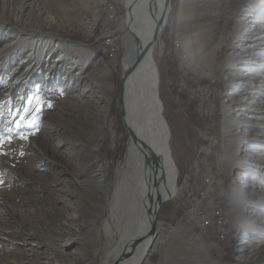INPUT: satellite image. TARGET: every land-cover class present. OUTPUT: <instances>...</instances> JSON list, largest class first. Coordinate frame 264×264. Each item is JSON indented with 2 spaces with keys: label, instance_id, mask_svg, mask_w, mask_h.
<instances>
[{
  "label": "rangeland",
  "instance_id": "obj_1",
  "mask_svg": "<svg viewBox=\"0 0 264 264\" xmlns=\"http://www.w3.org/2000/svg\"><path fill=\"white\" fill-rule=\"evenodd\" d=\"M32 1L19 22L24 0H0V264H114L120 255L109 254L101 183L84 181L99 158L113 177L127 150L119 107L126 9L122 0ZM169 2L153 67L158 88V65L164 73L177 124L169 143L178 189L168 201H187L181 217L160 210L141 264H264V0ZM107 38L116 46L110 56ZM104 81L112 83L108 100ZM70 83L92 97H71ZM34 96L40 102L29 104ZM205 177L207 197L228 219L225 238L190 213Z\"/></svg>",
  "mask_w": 264,
  "mask_h": 264
},
{
  "label": "bare ground",
  "instance_id": "obj_2",
  "mask_svg": "<svg viewBox=\"0 0 264 264\" xmlns=\"http://www.w3.org/2000/svg\"><path fill=\"white\" fill-rule=\"evenodd\" d=\"M4 1L6 4V1L8 3L11 0ZM122 1L126 9V15L121 19L119 26L124 44L123 73L129 70L137 58L139 59L136 66L127 74L122 88L121 100L127 129L125 132L127 150L124 159L116 167L113 177L109 176L103 158H99L95 162L96 170L84 182L97 180L101 183L100 204L107 206L109 211L104 224V235L112 243L109 254L117 259L123 252L130 254L134 251L133 255L126 261L123 260L121 264H141L153 247L148 233L152 228L155 212L160 207L161 201L172 198L178 189L176 164L169 143L170 129L163 115L162 101L158 95V80L153 67L154 49L167 23L170 2L169 0ZM33 4L35 2L32 0H24V4L17 7L15 18L21 22L25 8H32ZM36 13L43 16L45 14L43 6H38ZM45 19L49 23L54 21V17L48 14ZM106 40H109L112 51H116L111 38ZM46 43L48 42L45 41ZM186 46L185 44L184 47ZM211 55L212 51L206 53L204 62H210ZM62 56L60 53L53 58L54 64H58ZM75 79L81 80L80 77ZM69 86L71 97L81 99L82 103L92 97L86 87L79 89L75 83H70ZM103 87H105L106 100L111 99L112 83L104 81ZM97 111L101 112L98 116L102 121L100 120L98 125L102 126L106 109L100 108ZM239 126V123L234 124L232 130H238ZM130 130L137 138L131 135ZM100 145L98 140L96 147ZM153 155H155L154 161H152ZM63 187L69 188V183ZM137 239L140 241L134 246L133 242ZM32 243L39 244L34 243V240ZM246 259L247 257L242 261Z\"/></svg>",
  "mask_w": 264,
  "mask_h": 264
},
{
  "label": "built area",
  "instance_id": "obj_3",
  "mask_svg": "<svg viewBox=\"0 0 264 264\" xmlns=\"http://www.w3.org/2000/svg\"><path fill=\"white\" fill-rule=\"evenodd\" d=\"M114 12L108 15L109 22H113ZM102 47L106 48V54L109 56L112 54V46L109 45V40L102 41ZM205 188L200 189L197 194H194L190 198V213L193 215L195 221L202 228L211 227L218 231L221 238H225L228 231V219L225 214V210L219 205L213 202V199H209L208 193L210 189L211 179L205 177L203 179Z\"/></svg>",
  "mask_w": 264,
  "mask_h": 264
},
{
  "label": "trees",
  "instance_id": "obj_4",
  "mask_svg": "<svg viewBox=\"0 0 264 264\" xmlns=\"http://www.w3.org/2000/svg\"><path fill=\"white\" fill-rule=\"evenodd\" d=\"M115 27V25L113 24V22L111 23V28L113 29ZM99 51V49L97 50ZM158 69H159V72H160V78H161V82H160V86H159V96L162 100V103H163V114H164V117L169 125V128H170V131H171V134L173 137L176 136V123H175V120H174V111L172 112V101L170 99H168V96L164 93V90H162V77L164 76V73L162 72V69L160 67V65H158ZM182 118L184 119H187V123L186 125H188V127H190L191 129V136H194L197 132V127H195L193 124H191L190 121V117L187 116V114H184L182 115ZM192 125V126H191ZM178 164V162H177ZM178 167H180L178 165ZM181 173L179 174L178 176V182L180 181L181 179ZM193 181V180H192ZM184 201H187V197L185 196H178L176 197L175 199H172L168 202H166L162 209H161V216H167L168 213H169V210L172 208L175 210V215H174V218H178V217H181L182 213L184 212L185 210V206H183V202Z\"/></svg>",
  "mask_w": 264,
  "mask_h": 264
},
{
  "label": "water",
  "instance_id": "obj_5",
  "mask_svg": "<svg viewBox=\"0 0 264 264\" xmlns=\"http://www.w3.org/2000/svg\"><path fill=\"white\" fill-rule=\"evenodd\" d=\"M114 33H115V34L117 33V30H116V29L114 30ZM138 61H139V59L137 58V59L134 61V63L132 64V66L129 68V70H127V72L123 73L122 76H121V88H120V94H119V107H120L121 118H122V121H123L124 125H126V124H125V120H124V112H123V109H122V100H121V99H122L123 81L125 80V78H126L127 74L129 73V71H131V70L136 66V64L138 63ZM130 133H131V135H132L134 138H137V137L135 136V134L132 133L131 130H130ZM154 156H155V155H153V157H152V159H153L152 161H154ZM168 200H169V199H168ZM168 200L161 201V205H160V207H159V208L156 210V212H155V218H154V221H153V224H152V228H151V230H150L149 233H148V237L152 240V242L154 241L153 239L156 237V233H157V222H158V217H159L160 210H161L163 204H164L166 201H168ZM139 241H140L139 239L134 240V242H133L134 246H136V244L138 245V242H139ZM133 252H134V251H132V253H130V254H128V253H126V252L121 253L120 257L115 261L114 264H121V262H122L123 260L126 261L128 258H130V257L133 255Z\"/></svg>",
  "mask_w": 264,
  "mask_h": 264
},
{
  "label": "snow or ice",
  "instance_id": "obj_6",
  "mask_svg": "<svg viewBox=\"0 0 264 264\" xmlns=\"http://www.w3.org/2000/svg\"><path fill=\"white\" fill-rule=\"evenodd\" d=\"M33 100H35L37 103L40 102V98L34 96V97H32V99L29 100V104H31ZM22 138H23V139H27V137H22ZM0 147H2V145H0Z\"/></svg>",
  "mask_w": 264,
  "mask_h": 264
},
{
  "label": "crops",
  "instance_id": "obj_7",
  "mask_svg": "<svg viewBox=\"0 0 264 264\" xmlns=\"http://www.w3.org/2000/svg\"><path fill=\"white\" fill-rule=\"evenodd\" d=\"M196 223V222H195Z\"/></svg>",
  "mask_w": 264,
  "mask_h": 264
}]
</instances>
